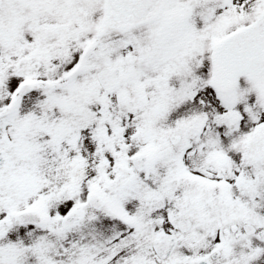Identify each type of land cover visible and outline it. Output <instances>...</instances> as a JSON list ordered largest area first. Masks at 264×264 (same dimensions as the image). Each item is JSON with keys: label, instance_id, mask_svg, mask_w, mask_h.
I'll use <instances>...</instances> for the list:
<instances>
[{"label": "snow or ice", "instance_id": "snow-or-ice-1", "mask_svg": "<svg viewBox=\"0 0 264 264\" xmlns=\"http://www.w3.org/2000/svg\"><path fill=\"white\" fill-rule=\"evenodd\" d=\"M0 264H264V0H0Z\"/></svg>", "mask_w": 264, "mask_h": 264}]
</instances>
